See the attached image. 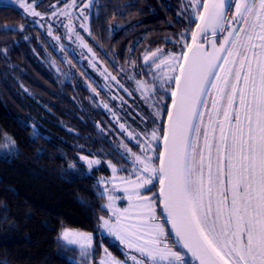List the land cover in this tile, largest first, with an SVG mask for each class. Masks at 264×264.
Returning a JSON list of instances; mask_svg holds the SVG:
<instances>
[{"label": "snow or ice", "instance_id": "6c2138e0", "mask_svg": "<svg viewBox=\"0 0 264 264\" xmlns=\"http://www.w3.org/2000/svg\"><path fill=\"white\" fill-rule=\"evenodd\" d=\"M37 6L36 0H0V8L43 18ZM189 6L195 17L191 42L181 34L179 53L146 52L145 64L154 66L152 85L136 82L146 101L158 92L157 80L160 88L167 85L171 103L161 97L152 105L158 111L151 124L161 123L139 132L120 123L121 133L139 151L122 144L121 159L131 158L129 175L117 177L129 170L109 161L112 179L98 182L113 185L101 193L109 216L99 217V228L127 250L120 261L105 248L110 259L100 264H264V0H189ZM68 7H75V0ZM65 27L75 31L71 24ZM80 27L91 35L85 24ZM4 31L17 29L5 26ZM76 39L92 52L78 34ZM101 75L119 83L107 69ZM79 159L89 169L101 164L89 156ZM117 180L128 201L124 209L115 206ZM156 183L158 193L143 194ZM157 199L164 222L156 216ZM61 239L84 254L94 242L92 233L67 230Z\"/></svg>", "mask_w": 264, "mask_h": 264}, {"label": "trees", "instance_id": "16d2710c", "mask_svg": "<svg viewBox=\"0 0 264 264\" xmlns=\"http://www.w3.org/2000/svg\"><path fill=\"white\" fill-rule=\"evenodd\" d=\"M191 11L189 0H103L89 19L91 41L116 48L124 61L128 50L170 47L191 33ZM25 19L21 9L0 8V264H77L61 241L62 230L98 233L99 217L106 213L97 176L79 157L126 161L94 122H102L103 113L94 118L87 111L85 87L73 79L62 83L42 61L47 55L55 60L53 52L32 28L19 30ZM5 26L17 31H4ZM137 57V75L147 78L143 54ZM166 99L170 104V95ZM5 137L12 150L5 148ZM106 242L120 253L115 242Z\"/></svg>", "mask_w": 264, "mask_h": 264}, {"label": "rangeland", "instance_id": "374dc122", "mask_svg": "<svg viewBox=\"0 0 264 264\" xmlns=\"http://www.w3.org/2000/svg\"><path fill=\"white\" fill-rule=\"evenodd\" d=\"M73 0H36V11L43 14V18L41 17H32L26 13L25 22H23L20 27L23 25V29L29 27V31L31 32V28L33 33L39 36V41L41 42L44 48L49 49V53L55 55V60L42 58V61L47 64L49 67L54 69L55 75L58 79L64 83L66 80H78L79 83L85 87L87 99L82 96L85 100V104L87 105V111L92 114V117L95 118L97 112L101 111L103 114L102 122H95L100 132H104L111 136L115 141L117 146V150L120 153H123L124 149L122 144H128V147H131L134 152H138L139 149L135 147V141L129 142L126 138V135L121 133L119 129V124L124 123L129 129L135 130L137 132L144 129L146 126L150 125L152 127L157 126V124L161 123V120L157 119L156 124H151L153 119H156L154 116V112L158 111V108L152 107L153 104L159 105L161 101V97H163V103L165 104L167 99V93L164 91V88H167V85L164 88H160L159 81L157 80V88L163 93H156L150 100L146 101L142 98L141 92L138 89L137 81L147 82L148 86L151 87L153 75L152 69L154 66H150L145 64L143 58V69L148 72L147 78L144 76L137 75L138 73V55L144 54L148 51H155L156 49H162L165 53L168 52H176L179 53L182 51V46L178 43L169 46H155L152 50H128L127 56L124 61H120L116 56V48L110 45L106 46V44L98 45L95 42L91 41V37L88 31H85L80 27L81 23L85 24V26L89 29V19L93 15V12L97 11L99 5L103 3V0H75V7H68L65 9V5H71ZM86 4L89 7H84ZM22 10V9H21ZM23 11V10H22ZM53 11L57 12L56 16H52L51 13ZM61 11H67L68 15H60ZM83 11L84 16H81L80 13ZM190 20L193 22L195 17L192 15L191 11ZM84 17H87L85 19ZM190 21V22H191ZM29 24V25H28ZM71 24L75 29L74 32H69L65 25ZM51 26L52 35L48 34V28ZM77 34L83 38L84 43L88 45L92 49V52H89L87 48H84L80 45V42L76 39ZM191 35V33H189ZM188 32L185 34L184 38L188 37ZM59 36L60 40L57 41L53 37ZM29 38V37H28ZM110 44V43H109ZM142 46V45H141ZM140 47V46H139ZM52 51V52H50ZM94 54V55H93ZM133 54H137L136 56H132ZM59 57H58V56ZM97 58L100 61H97ZM76 59V60H75ZM77 61L80 63L77 64ZM95 64V67L92 65ZM79 65V69L78 66ZM75 67V68H74ZM137 67V68H135ZM76 69V70H75ZM107 69V72L111 74V76L117 77V81H113L111 79H105L104 75L101 73ZM123 69V71H121ZM79 71V72H78ZM77 72V75L74 73ZM89 74V75H87ZM87 78V79H86ZM149 78V79H148ZM89 79V80H88ZM77 82V81H74ZM123 85V87H121ZM95 89V92L92 91ZM127 89V91H125ZM158 90V91H159ZM215 93L213 92V95ZM85 95V96H86ZM147 95V93H145ZM210 103V101H209ZM107 104L108 108H105L103 105ZM115 114V116L113 115ZM94 115V116H93ZM118 118V119H117ZM141 118H145V121L142 122ZM108 119V120H107ZM166 117L164 118L165 121ZM207 117H205V120ZM163 121V122H164ZM10 139L5 140V148L8 150L13 149V142L10 143ZM88 156V155H82ZM90 159H99L101 161L100 165L94 166L92 169H89L85 162V170L89 173H95L97 176L98 182L103 180H111L113 177L112 169L109 167L108 162L111 161L112 164L116 165L118 169H128L129 171L120 170L115 175L117 177H127L132 168V164L130 159L120 164L121 162H113L111 159H104L98 156H89ZM158 163V162H157ZM110 168V172L106 173L104 168ZM101 169V172H100ZM98 170V171H97ZM135 177H133L134 179ZM117 191L114 193L118 199L115 201V206L120 209H124L128 207V201L124 198L123 193V185L117 180L115 182ZM107 186L111 191L113 185H102L100 184V192L102 193L103 188ZM151 191H145L143 194L149 197H152L153 193H157L158 183H156L155 187L149 186ZM159 191V190H158ZM108 203L107 198L102 201V205H106ZM156 216L160 222H164V215L160 211L159 200H156ZM101 216L107 218L109 213L106 211L105 214H101ZM166 229H169V226L165 225ZM67 230L70 233H92L93 234V247L89 250L87 254L81 252L78 246L69 245L66 241L62 240L64 247L69 249V254L73 257V261L77 264H100V261L104 259L105 261L109 260V257L105 256L104 249L106 248L109 253H111L112 257L120 261L126 260V249L119 244L118 241H115L112 237L104 234L100 228L98 227V233L93 231H85L79 228H64L62 233ZM60 235V238H61ZM173 236L169 237V240L172 241ZM107 239L110 242H115L120 249V253H115L107 244ZM171 246V245H170ZM127 264H132L131 260L127 261Z\"/></svg>", "mask_w": 264, "mask_h": 264}, {"label": "water", "instance_id": "95a60500", "mask_svg": "<svg viewBox=\"0 0 264 264\" xmlns=\"http://www.w3.org/2000/svg\"><path fill=\"white\" fill-rule=\"evenodd\" d=\"M219 35H221L220 33H217V37L219 36ZM212 37L211 36H209V39H211ZM191 42V41H190ZM161 210H162V213H163V208H162V206H161ZM163 215H164V213H163ZM169 226V229H170V225H168ZM173 238L175 239V237L173 236Z\"/></svg>", "mask_w": 264, "mask_h": 264}, {"label": "flooded vegetation", "instance_id": "af4514ba", "mask_svg": "<svg viewBox=\"0 0 264 264\" xmlns=\"http://www.w3.org/2000/svg\"><path fill=\"white\" fill-rule=\"evenodd\" d=\"M217 38H218V42H219V38H221V35H219Z\"/></svg>", "mask_w": 264, "mask_h": 264}]
</instances>
